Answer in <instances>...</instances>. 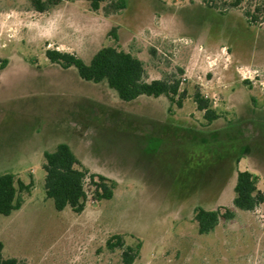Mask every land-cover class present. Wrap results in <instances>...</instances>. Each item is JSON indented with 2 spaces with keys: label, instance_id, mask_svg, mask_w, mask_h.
Masks as SVG:
<instances>
[{
  "label": "rangeland",
  "instance_id": "374dc122",
  "mask_svg": "<svg viewBox=\"0 0 264 264\" xmlns=\"http://www.w3.org/2000/svg\"><path fill=\"white\" fill-rule=\"evenodd\" d=\"M52 1L39 13L30 0H0V175L32 183L21 208L0 215L2 256L22 264H122L121 250L105 247L120 235L125 246L140 243L133 264H264V202L249 212L232 205L237 171L256 176L264 194V137L251 138L244 124L241 134L255 140L247 156L223 146L215 156H194L178 142L166 147L152 124L163 127L170 116L178 127L201 129L195 90L219 115L216 127L264 110V1L243 0L224 15L200 0H123L120 11L102 4L95 12L86 0ZM257 5V25L249 26L243 11ZM115 44L142 61L146 81L179 80L182 106L164 96L123 103L105 82H85L44 55L55 49L87 63ZM208 134L199 135L204 144L214 137ZM59 143L89 173L115 183L111 199L96 200L86 182L82 213L55 210L42 165ZM196 207L230 209L234 218L199 234Z\"/></svg>",
  "mask_w": 264,
  "mask_h": 264
},
{
  "label": "trees",
  "instance_id": "16d2710c",
  "mask_svg": "<svg viewBox=\"0 0 264 264\" xmlns=\"http://www.w3.org/2000/svg\"><path fill=\"white\" fill-rule=\"evenodd\" d=\"M69 1L75 2L77 0ZM86 1L89 3V9L93 12L98 11L102 4L107 5L105 10L110 8L113 11H120L125 8L123 0ZM200 1L205 7L216 10L220 15L226 14L228 9L237 8L243 2V0H220V3L217 0ZM30 2L34 10L39 13L47 12L52 6H55V2L52 0H30ZM261 6H264V2L261 3ZM261 6L257 5L253 9L249 6L243 11L247 25H257V13L261 10ZM110 35L117 42V35L114 32H111ZM44 55L50 63L57 64L62 69L75 68L78 77L85 82L92 84L105 82L123 103L133 102L139 97L158 98L164 96L171 105L175 104L179 108L182 106L183 94L179 93V80L156 79L146 81L142 61L131 52L120 49L116 44L100 48L87 63L75 54L55 49H46ZM192 98L196 109L202 112V117L206 121L205 125L201 129L178 127L171 121L170 116L166 119L168 123L162 125L163 127H159L156 121L153 122V132L162 137L166 147L169 142L173 141L178 142L181 149L185 150L187 154L193 153L194 156H200L202 152L215 156L216 150L220 151L221 146H223L225 149H235L238 153L243 151V155L247 156L253 152L251 145L255 141V137L257 139L264 137V110H253L248 117L229 120L223 126L216 127L214 125L219 115L213 109L211 102L203 98L198 90L194 91ZM129 118L135 119V117L127 116V120ZM244 124L250 125L251 138L254 137V139L246 138L241 134ZM126 126L131 127L128 123ZM131 129L125 128L132 134ZM203 132L207 136L210 135L208 133L214 136L209 139L207 144L199 139V135ZM222 141L226 144L225 146ZM43 158L42 168L45 173L43 188L46 197L53 201L56 211H62L67 207L75 214L82 213L87 200L86 182L93 187V196L96 200L112 198L115 183L84 169L67 144H57L54 151L44 152ZM238 159L239 157L237 162ZM31 189L32 183L25 184L10 173L1 174L0 215L8 216L11 212L20 209L23 193L28 194ZM233 193L232 205L240 211H253L264 202V194L257 188V178L249 171H237ZM233 218L234 212L230 209H225L223 213H220L217 209L206 210L196 207L193 215L199 234H207L213 231L220 219L231 220ZM105 247L110 251L121 250L122 264H133L139 257L141 246L140 243H136L134 246H125L122 236L113 235L105 241ZM2 249L3 245L0 242V264H22L15 258H4Z\"/></svg>",
  "mask_w": 264,
  "mask_h": 264
},
{
  "label": "crops",
  "instance_id": "0c3cea01",
  "mask_svg": "<svg viewBox=\"0 0 264 264\" xmlns=\"http://www.w3.org/2000/svg\"><path fill=\"white\" fill-rule=\"evenodd\" d=\"M170 118H171V117H170ZM135 119L137 120L138 118L135 117ZM132 136H133L132 140L134 141V143H136L135 147H138V146H137L138 143H139V142H138V141H139L138 138L135 136L134 133H132ZM138 150H139V151H142V150L139 149V147H138ZM139 154L141 155L142 153L139 152ZM55 260H57V259H56V258L52 259L53 262H55ZM57 262H58V260H57ZM58 263H59V262H58Z\"/></svg>",
  "mask_w": 264,
  "mask_h": 264
},
{
  "label": "flooded vegetation",
  "instance_id": "af4514ba",
  "mask_svg": "<svg viewBox=\"0 0 264 264\" xmlns=\"http://www.w3.org/2000/svg\"><path fill=\"white\" fill-rule=\"evenodd\" d=\"M263 153V152H262Z\"/></svg>",
  "mask_w": 264,
  "mask_h": 264
}]
</instances>
